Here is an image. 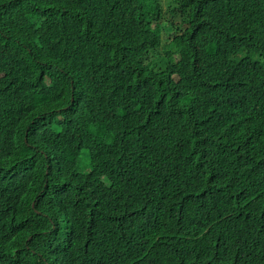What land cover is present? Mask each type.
Returning <instances> with one entry per match:
<instances>
[{"label":"trees","instance_id":"trees-1","mask_svg":"<svg viewBox=\"0 0 264 264\" xmlns=\"http://www.w3.org/2000/svg\"><path fill=\"white\" fill-rule=\"evenodd\" d=\"M0 264H264V0H0Z\"/></svg>","mask_w":264,"mask_h":264}]
</instances>
